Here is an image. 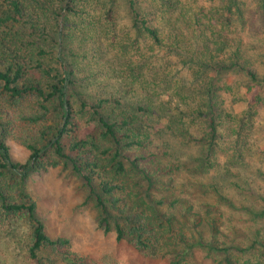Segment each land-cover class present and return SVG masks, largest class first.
<instances>
[{"label":"rangeland","instance_id":"rangeland-1","mask_svg":"<svg viewBox=\"0 0 264 264\" xmlns=\"http://www.w3.org/2000/svg\"><path fill=\"white\" fill-rule=\"evenodd\" d=\"M240 2L243 4V0ZM244 2L252 28L247 26L249 32H240L239 37L249 47L257 45L255 52L248 48L247 55L264 77V21L254 14V0ZM137 3L148 25L157 29L160 44L132 27L126 0H76L75 14H68L67 24L57 36L58 46L55 40L42 42L52 52L50 65L60 73L64 65L72 74L75 84L67 91L73 107H78L76 93L91 103L118 100L120 105L111 101L107 107L111 120H119L126 113L135 115L144 125L143 131L152 141L149 150L155 154L152 162L144 164L151 169L159 165L164 171L153 175L150 187L143 181L145 192L155 202L177 200L179 205H191L201 213L206 207L215 208L219 211L220 230L231 234L234 245L251 249L249 230L264 229V178L260 175L264 173V84L248 91V83L239 73H227L214 80L217 87L227 85L230 90L221 92L225 115L211 142L201 114L207 107L203 84L215 74L200 72L185 47L198 40L194 14L203 11L208 19L213 17L212 24L216 25L222 0ZM217 24L222 27L221 22ZM137 107L149 112H138ZM247 109L255 114L250 115ZM55 117L57 122L61 120L56 113ZM239 127L242 133L239 144H235ZM2 140L14 162L26 163L29 152L24 147L10 135ZM123 150L129 157L135 153V149ZM16 179L5 172L3 184L11 185ZM22 187L35 203L36 218L47 235L68 239L71 251L86 264H172L181 260L175 252L172 259L139 252L126 240L117 242L113 230L105 234L98 226L87 188L70 166L35 171ZM159 208L167 211L165 204ZM200 231L203 239L209 240L207 228L201 227ZM29 234L24 215L4 217L0 209V264H31L27 254ZM231 253L240 263L264 264V250L257 246L242 254ZM39 258L41 264H62L47 260L46 254ZM222 258L218 253L196 248L181 264H223Z\"/></svg>","mask_w":264,"mask_h":264},{"label":"trees","instance_id":"trees-1","mask_svg":"<svg viewBox=\"0 0 264 264\" xmlns=\"http://www.w3.org/2000/svg\"><path fill=\"white\" fill-rule=\"evenodd\" d=\"M126 1L132 27L160 44L157 29L148 25L137 0ZM240 1L222 0L220 16L214 20L221 22V28L217 23L212 24L213 17L208 19L203 11L195 13L193 25L198 40L185 47L200 72L215 74L211 83L203 84L207 107L201 114L211 142L216 137L218 122L225 115L221 92L230 90L227 85L217 87L214 80L227 73H239L245 77L248 91L264 84V77L247 55V49L255 52L257 45L249 47L250 44L239 37L240 32H249L252 28L245 14L247 9H243L246 4ZM75 2L0 0V209L4 217L20 213L27 218L30 263L41 264L39 257L46 254L47 260H58L62 264H86L71 251L68 239H52L47 235L44 225L36 218L35 203L22 187L33 172L66 165L87 188L89 200L97 211L99 228L105 234L113 230L117 242L126 240L139 252L160 254L163 258L172 259L175 252L181 260L172 264H181L196 248L209 254L218 253L223 257V264H250L233 259L231 251L242 254L256 246L264 250L263 228L249 230L252 248L244 249L233 244L231 234L220 230L217 209L206 207L201 213L191 205H179L177 200L155 202L145 192L143 181L150 187L153 175L164 171L159 165L151 169L144 164L152 162L155 154L149 150L152 141L135 115L125 113L114 121L108 117L107 107L111 101L116 106L120 101L99 99L91 103L76 93L78 107L72 106L67 88L74 86L73 76L64 65L62 74L50 65L52 52L42 42L55 40L58 46L57 36L67 24L68 14H75ZM254 2V14L264 21V0ZM136 110L143 114L149 112L142 107ZM251 111L247 109V113L254 115ZM55 113L61 119L58 122ZM240 129L236 131L235 144H239ZM4 135H10L29 152L26 163L13 161L9 147L2 140ZM123 149H135V153L129 157ZM5 172L16 176V182L3 184ZM260 175L264 178L263 172ZM164 204L166 212L159 208ZM201 227L210 232L209 240L203 239Z\"/></svg>","mask_w":264,"mask_h":264}]
</instances>
